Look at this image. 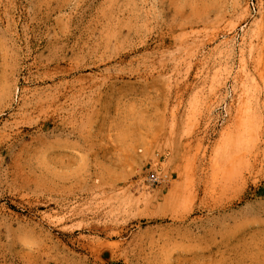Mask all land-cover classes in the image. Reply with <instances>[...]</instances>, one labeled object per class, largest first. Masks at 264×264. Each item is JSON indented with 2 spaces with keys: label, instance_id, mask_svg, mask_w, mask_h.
<instances>
[{
  "label": "rangeland",
  "instance_id": "374dc122",
  "mask_svg": "<svg viewBox=\"0 0 264 264\" xmlns=\"http://www.w3.org/2000/svg\"><path fill=\"white\" fill-rule=\"evenodd\" d=\"M0 264H264V0H0Z\"/></svg>",
  "mask_w": 264,
  "mask_h": 264
},
{
  "label": "built area",
  "instance_id": "2783aa9c",
  "mask_svg": "<svg viewBox=\"0 0 264 264\" xmlns=\"http://www.w3.org/2000/svg\"><path fill=\"white\" fill-rule=\"evenodd\" d=\"M164 178H165V176H161V174L159 172H157V171L150 172L147 175V179H148V181L151 184H155V183L161 182V181L164 180Z\"/></svg>",
  "mask_w": 264,
  "mask_h": 264
},
{
  "label": "bare ground",
  "instance_id": "6f19581e",
  "mask_svg": "<svg viewBox=\"0 0 264 264\" xmlns=\"http://www.w3.org/2000/svg\"><path fill=\"white\" fill-rule=\"evenodd\" d=\"M233 140H234V139H233ZM237 141H238V140H237ZM235 143H237V142H235ZM233 149H234V148H233ZM230 162L232 163V161H230ZM230 166H231V165H229V167H230ZM227 169H228V168H227ZM225 170H226V169H225ZM228 171H229V170H228ZM228 171H227V172H228ZM223 172H224V171H223ZM231 173H232V172H230V175H231ZM227 174H228V173H227ZM223 175H224V174H223ZM223 175H222V176H223ZM228 175H229V174H228ZM222 176H221V177H222ZM224 176H225V175H224ZM231 176H234V175H231ZM225 177H226V176H225ZM225 177H224V178H225ZM224 178H223V179H224ZM234 178H235V177H234ZM227 179L230 180V176H228ZM225 180H226V179H225ZM230 181H231V182L233 181L232 177H231V180H230ZM230 181H229V182H230ZM227 182H228V181H227ZM229 184H231V183H229Z\"/></svg>",
  "mask_w": 264,
  "mask_h": 264
}]
</instances>
